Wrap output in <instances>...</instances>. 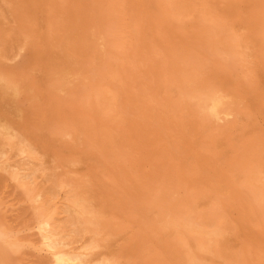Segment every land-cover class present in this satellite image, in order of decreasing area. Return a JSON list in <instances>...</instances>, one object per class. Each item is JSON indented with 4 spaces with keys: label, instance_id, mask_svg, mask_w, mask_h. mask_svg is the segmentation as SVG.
Here are the masks:
<instances>
[{
    "label": "rangeland",
    "instance_id": "374dc122",
    "mask_svg": "<svg viewBox=\"0 0 264 264\" xmlns=\"http://www.w3.org/2000/svg\"><path fill=\"white\" fill-rule=\"evenodd\" d=\"M0 1V135L32 154L0 142V264H60L38 237L44 218L93 263L264 264V0Z\"/></svg>",
    "mask_w": 264,
    "mask_h": 264
},
{
    "label": "bare ground",
    "instance_id": "6f19581e",
    "mask_svg": "<svg viewBox=\"0 0 264 264\" xmlns=\"http://www.w3.org/2000/svg\"><path fill=\"white\" fill-rule=\"evenodd\" d=\"M78 1V0H77ZM109 1V0H108ZM156 1V0H155ZM158 1V0H157ZM181 1V0H180ZM183 1V0H182ZM187 1V0H186ZM1 2V1H0ZM7 2V1H6ZM5 2V3H6ZM55 2V1H54ZM73 2V1H72ZM174 2H176V1H174ZM188 2H189V0H188ZM193 2V1H192ZM206 2H208L207 0H206ZM146 3V2H145ZM194 3V2H193ZM196 3V2H195ZM204 3V2H203ZM9 4V3H8ZM38 4H39V2H38ZM44 4V3H43ZM56 4H57V2H56ZM60 4V3H59ZM71 4V3H70ZM161 4V3H160ZM197 4V3H196ZM206 4V3H205ZM1 5H3V7H4V5L6 6V4H1ZM195 5V4H194ZM199 5V4H198ZM204 5V4H203ZM210 5V4H209ZM38 6H40V4L38 5ZM47 6V5H46ZM58 6V5H57ZM112 6V5H111ZM166 6V5H165ZM208 6V5H207ZM207 6H206V8H207ZM44 7V6H43ZM119 7V6H118ZM164 7V6H163ZM168 7V6H167ZM196 7V6H195ZM209 7V6H208ZM6 8H8V7H6ZM38 8V7H37ZM41 8V7H40ZM46 8H48V6L46 7ZM88 8H89V6H88ZM91 8V7H90ZM104 8V7H103ZM109 8V7H108ZM201 8V7H200ZM211 8V7H210ZM49 9V8H48ZM162 9V8H161ZM164 9V8H163ZM0 10H1V8H0ZM8 10H10V9H8ZM165 10V9H164ZM169 10V9H168ZM167 10V11H168ZM182 10V9H181ZM203 10V9H202ZM226 10V9H225ZM4 11H7V10H5L4 9ZM35 11V10H34ZM39 11V10H38ZM37 11V12H38ZM59 11V10H58ZM195 11V10H194ZM197 11H199V10H197ZM1 12H2V10H1ZM32 12V11H31ZM36 11H35V13H37ZM51 12V11H50ZM64 12V11H63ZM106 12V11H105ZM118 12V11H117ZM162 12H164V11H162ZM225 12V11H224ZM30 13V12H29ZM39 13V12H38ZM77 13V12H76ZM6 14H9V13H7L6 12ZM14 14V13H13ZM42 14V13H41ZM64 14V13H63ZM78 14V13H77ZM97 14V13H96ZM169 14V13H168ZM223 14V13H222ZM57 15V14H56ZM1 16V15H0ZM15 16V15H14ZM36 16V15H35ZM50 16V15H49ZM59 16V15H58ZM102 16V15H101ZM100 16V17H101ZM3 17H5L4 15H3ZM107 17V16H106ZM185 17V16H184ZM218 17V16H217ZM2 18V17H1ZM16 18V17H15ZM43 18V17H42ZM41 18V19H42ZM96 18V17H95ZM164 18V17H163ZM182 18V17H181ZM6 19V18H5ZM39 19H40V17H39ZM54 19V18H53ZM105 19V18H104ZM221 19V18H220ZM1 20V19H0ZM184 20V19H183ZM196 20V19H195ZM11 21V20H10ZM41 21H43V20H41ZM57 21V20H56ZM105 21V20H104ZM4 22V21H3ZM12 22V21H11ZM15 22V21H14ZM36 22V21H35ZM39 22V21H38ZM88 22V21H87ZM181 22V21H180ZM198 22V21H197ZM9 23V22H8ZM33 23V22H32ZM40 23V22H39ZM42 23H44V22H42ZM89 23V22H88ZM182 23V22H181ZM229 23V22H228ZM34 24V23H33ZM36 24V27H38V25H37V23H35ZM56 24H57V22H56ZM18 25V24H17ZM42 25V24H41ZM45 25V24H44ZM83 25V24H82ZM34 26V25H33ZM197 26H199L198 24H197ZM221 26V25H220ZM3 27V26H2ZM44 27V26H43ZM236 27V26H235ZM1 28V27H0ZM11 28V27H10ZM54 28V27H53ZM84 28V27H83ZM82 28V29H83ZM91 28V27H90ZM94 28V27H93ZM223 28V27H222ZM229 28V27H228ZM241 28V27H240ZM244 28V27H243ZM242 28V29H243ZM6 29V28H5ZM34 30H35V28H33ZM39 29V28H38ZM44 29V28H43ZM96 29V28H95ZM227 29V28H226ZM233 29V28H232ZM1 31H2V29H0ZM7 30V29H6ZM94 30V29H93ZM236 30V29H235ZM240 30V29H239ZM0 31V32H1ZM8 31V30H7ZM19 31V30H18ZM26 30H24L23 32H25ZM223 31H225V28H224V30ZM258 31H260V30H258ZM5 32V31H4ZM9 32V31H8ZM27 32V31H26ZM97 32V31H96ZM218 32V31H217ZM238 32V31H237ZM236 32V33H237ZM1 33H3V31L1 32ZM6 33V32H5ZM17 33V32H16ZM42 33V32H41ZM125 33V32H124ZM123 33V34H124ZM22 34V33H21ZM24 34V33H23ZM29 34V33H28ZM31 34V33H30ZM123 34H122V36H123ZM224 34V33H223ZM229 34V33H228ZM232 34V33H231ZM244 34V33H243ZM251 34V33H250ZM250 34H249V36H250ZM41 35V34H40ZM39 35V36H40ZM212 35V34H211ZM221 35V34H220ZM219 35V36H220ZM236 35V34H235ZM19 36V35H18ZM50 36V35H49ZM125 36H127L126 34H125ZM241 36V35H240ZM262 36V35H261ZM21 37V36H20ZM35 37H36V35H35ZM76 37V36H75ZM233 37V36H232ZM244 37V36H243ZM0 38H1V36H0ZM39 38H41V37H39ZM44 38V37H43ZM79 38V37H78ZM82 38H83V36H82ZM91 38V37H90ZM95 38V37H94ZM127 38V37H126ZM215 38H217V37H215ZM235 38V37H234ZM237 38V37H236ZM27 39V38H26ZM46 39V38H45ZM228 39V38H227ZM254 39V38H253ZM1 40H3V39H1ZM28 40V39H27ZM47 40V39H46ZM70 40V39H69ZM83 40V39H82ZM87 40L89 41V39L87 38ZM127 40V39H126ZM125 40V41H126ZM241 40H242V37H241ZM261 40V39H260ZM5 41H6V39H5ZM7 41H8V39H7ZM31 41V40H30ZM64 41V40H63ZM92 41V40H91ZM121 41V40H120ZM119 41V42H120ZM124 41V40H123ZM122 41V42H123ZM130 41V40H129ZM232 41V40H231ZM234 41V40H233ZM251 41V40H250ZM262 41V40H261ZM1 42V41H0ZM4 42V41H3ZM46 42V41H45ZM60 42V41H59ZM62 42V41H61ZM66 42V41H65ZM77 42V41H76ZM79 42H80V40H79ZM131 42V41H130ZM211 42V41H210ZM213 42V41H212ZM26 43V42H25ZM32 43H34V42H32ZM87 43V42H86ZM92 43V42H91ZM96 43V42H95ZM101 43V42H100ZM225 43V42H224ZM250 43V42H249ZM255 43V42H254ZM52 44V43H51ZM79 44V43H78ZM82 44V43H81ZM120 44H123V43H120ZM223 44V43H222ZM226 44V43H225ZM262 44V43H261ZM264 44V43H263ZM18 45V44H17ZM26 45V44H25ZM29 45H30V43H29ZM46 45V44H45ZM65 45V44H64ZM69 45V44H68ZM68 45H66V47H68ZM85 45V44H84ZM84 45H83V47H84ZM88 45V44H87ZM89 45H90V43H89ZM124 45V44H123ZM131 45V44H130ZM231 45H233V44H231ZM237 45V44H236ZM246 45V44H245ZM248 45V44H247ZM246 45V46H247ZM257 45V44H256ZM47 46V45H46ZM52 46V45H51ZM54 46V45H53ZM86 46V45H85ZM120 46V45H119ZM118 46V47H119ZM1 47V46H0ZM48 47V46H47ZM62 47V46H61ZM65 47V48H66ZM75 47H77V48H79V46H77V44L75 45ZM94 47V46H93ZM96 47V46H95ZM226 47V46H225ZM238 47V46H237ZM59 48V47H58ZM64 48V49H65ZM81 48H82V46H81ZM86 48V47H85ZM89 48V47H88ZM213 48V47H212ZM219 48V47H218ZM232 48V47H231ZM234 48V47H233ZM248 48V47H247ZM246 48V49H247ZM252 48V47H251ZM264 48V47H263ZM24 49H25V47H24ZM48 49V48H47ZM68 49V48H67ZM66 49V50H67ZM260 49V48H259ZM23 50V49H22ZM21 50V51H22ZM89 50V49H88ZM90 50H91V48H90ZM121 50H122V48H121ZM120 50V51H121ZM235 50V49H234ZM248 50V49H247ZM9 51V50H8ZM20 51V50H19ZM56 51V50H55ZM85 51V50H84ZM96 51V50H95ZM103 51H105V50H103ZM102 51V52H103ZM260 51V50H259ZM43 52V51H42ZM41 52V53H42ZM74 52H75V50H74ZM79 52V51H78ZM78 52H77V54H78ZM86 52V51H85ZM90 52V51H89ZM124 52V51H123ZM213 52V51H212ZM214 52H216V51H214ZM232 52V51H231ZM242 52V51H241ZM254 52V51H253ZM97 53V52H96ZM99 53V52H98ZM104 53V52H103ZM109 53V52H108ZM235 53V52H234ZM250 53V52H249ZM1 54V53H0ZM29 54H31V53H29ZM45 54V53H44ZM56 54V53H55ZM81 54H83V53H81ZM123 54V53H122ZM122 54H120V55H122ZM217 54V53H216ZM221 54V53H220ZM224 54V53H223ZM256 54H258V53H256ZM9 55H10V53H9ZM28 55V54H27ZM71 55V54H70ZM90 55V54H89ZM93 55H94V52H93ZM98 55V54H97ZM113 55V54H112ZM244 55H246V54H244ZM1 56V55H0ZM31 56V55H30ZM35 56H37L36 54H35ZM49 56V55H48ZM92 56V55H91ZM116 56V55H115ZM114 56V57H115ZM220 56V55H219ZM229 56V55H228ZM241 56V55H240ZM252 56V55H251ZM54 57V56H53ZM60 57H61V55H60ZM65 57V56H64ZM97 57V56H96ZM211 57V56H210ZM243 57V56H242ZM35 58V57H34ZM66 58H68V57H66ZM89 58V57H88ZM87 58V59H88ZM110 58H111V56L109 57V60H110ZM124 58V57H123ZM225 58V57H224ZM223 58V59H224ZM256 58V57H255ZM9 59V58H8ZM61 59V58H60ZM69 59V58H68ZM97 59V58H96ZM113 59V58H112ZM210 59H212V58H210ZM209 59V60H210ZM222 59V58H221ZM226 59V58H225ZM3 60H5V59H3ZM29 61L31 60V59H28ZM38 60H39V58H38ZM64 60H67V59H64ZM63 60V61H64ZM95 60V59H94ZM104 60V59H103ZM219 60V59H218ZM217 60V61H218ZM228 60V59H227ZM226 60V61H227ZM51 61V60H50ZM61 61H62V59H61ZM111 61V60H110ZM238 61H240V60H238ZM13 62V61H12ZM41 62V61H40ZM56 62H57V59H56ZM70 62H71V60H70ZM69 62V63H70ZM77 62V61H76ZM115 62V61H114ZM243 62V61H242ZM252 62H253V60H252ZM256 62V61H255ZM52 63V62H51ZM73 63V62H72ZM122 64H124L123 62H121ZM127 63V62H126ZM202 63V62H201ZM7 64V63H6ZM27 64H28V62H27ZM56 64V63H55ZM63 64V63H62ZM76 64V63H75ZM108 64H109V62H108ZM114 64V63H113ZM243 64V63H242ZM246 64H247V62H246ZM30 65H31V63H30ZM66 65V64H65ZM71 65V67H72V64H70ZM107 65V64H106ZM110 65V64H109ZM120 65V64H119ZM125 65V64H124ZM69 65H67V67H68ZM76 66V65H75ZM77 66H79V65H77ZM94 66V65H93ZM100 66V65H99ZM102 66V65H101ZM1 67H3V66H1ZM26 67V66H25ZM24 67V68H25ZM49 67H50V65H49ZM57 67V66H56ZM62 67V66H61ZM60 67V68H61ZM106 67V66H105ZM110 67V66H109ZM109 67H107V68H109ZM247 67V66H246ZM4 68V67H3ZM14 68V67H13ZM19 68V67H18ZM23 68V69H24ZM65 68V67H64ZM79 68V67H78ZM99 68V67H98ZM101 68V67H100ZM99 68V69H100ZM208 68V67H207ZM5 69H6V67H5ZM74 69H75V67H74ZM112 69V68H111ZM200 69V68H199ZM10 70V69H9ZM22 70V69H21ZM28 70V69H27ZM43 70V69H42ZM59 70V69H58ZM69 70V69H68ZM88 70H89V68H88ZM107 71H109L108 69H106ZM105 70V71H106ZM115 70V69H114ZM223 70V69H222ZM245 70V69H244ZM254 70V69H253ZM18 71V70H17ZM23 71V70H22ZM52 71H54L53 69H52ZM51 71V72H52ZM72 71H74V70H72ZM106 71V72H107ZM200 71V70H199ZM16 72V71H15ZM27 72V71H26ZM36 72V71H35ZM40 72H41V70H40ZM51 72H50V74H51ZM64 72H66V71H64ZM69 72V71H68ZM75 72V71H74ZM77 72V71H76ZM80 73L82 72V71H79ZM110 72H111V70H110ZM116 72V71H115ZM198 72V71H197ZM201 72V71H200ZM199 72V73H200ZM251 72H253V71H251ZM2 73V72H1ZM3 73H5L4 72V70H3ZM32 73V72H31ZM90 73V72H89ZM104 73V72H103ZM180 73V72H179ZM189 73V72H188ZM7 74V73H6ZM44 74V73H43ZM52 74H53V72H52ZM62 74V73H61ZM70 75L72 74V73H69ZM17 75V74H16ZM25 75V74H24ZM63 75V74H62ZM75 75V74H74ZM76 75H78V74H76ZM91 75V74H90ZM99 75V74H98ZM106 75V74H105ZM108 75V74H107ZM111 75V74H110ZM193 75V74H192ZM4 76V75H3ZM44 76V75H43ZM54 76H55V72H54ZM72 76H73V74H72ZM79 77H80V75H78ZM92 76V75H91ZM90 76V77H91ZM100 76H102V75H100ZM200 76H201V74H200ZM24 77V76H23ZM47 78H48V76H46ZM57 77V76H56ZM107 76H105V78H106ZM114 77V76H113ZM217 77V76H216ZM241 77V76H240ZM239 77V78H240ZM81 78V77H80ZM109 78H111V77H109ZM182 78V77H181ZM192 78V77H191ZM246 78V77H245ZM8 79V78H7ZM76 79V78H75ZM107 79V78H106ZM176 79H177V77H176ZM184 79V78H183ZM202 79V78H201ZM218 79V78H217ZM225 79V78H224ZM224 79H222V80H224ZM65 80V79H64ZM70 80H72V79H70ZM78 80V79H77ZM91 80V79H90ZM116 80V79H115ZM186 80V79H185ZM216 80V79H215ZM21 81L23 82V80L21 79ZM50 81V80H49ZM67 81H69V80H67ZM67 81H65V82H67ZM74 81V80H73ZM78 81H80V80H78ZM102 81H104V80H102ZM120 81V80H119ZM190 81V80H189ZM4 82V81H3ZM14 82V81H13ZM55 82V81H54ZM72 82V81H71ZM75 82H76V80H75ZM74 82V83H75ZM92 82L93 81H91V84H92ZM99 82V81H98ZM112 82V81H111ZM178 82V81H177ZM193 82V81H192ZM197 82V81H196ZM1 83V82H0ZM5 84H7L6 82H4ZM84 83V82H83ZM95 83V82H94ZM93 83V84H94ZM100 83V82H99ZM188 83H191V82H188ZM13 84V83H12ZM31 84V83H30ZM57 85H58V83H56ZM67 84V83H66ZM108 84V83H107ZM116 84V83H115ZM3 85V84H2ZM29 85V84H28ZM50 85V84H49ZM99 85V84H98ZM97 85V86H98ZM104 85V84H103ZM181 85V84H180ZM241 85V84H240ZM15 86H16V84H15ZM69 86H70V84H69ZM112 86V85H111ZM182 86V85H181ZM186 86V85H185ZM4 87V86H3ZM3 87H1L2 89H3ZM11 87V86H10ZM26 87V86H25ZM24 87V88H25ZM49 87H51L52 88V86H49ZM68 87V86H67ZM78 87V86H77ZM93 87V86H92ZM6 88V87H5ZM7 88H8V86H7ZM14 88V87H13ZM16 88V87H15ZM23 88V89H24ZM28 88V87H27ZM54 88V87H53ZM55 88H56V86H55ZM85 88V87H84ZM91 88V87H90ZM100 88V87H99ZM117 88H119V86L117 87ZM11 89V88H10ZM17 89V88H16ZM19 89L21 90V87H19ZM18 89V90H19ZM22 89V90H23ZM29 89H30V85H29ZM34 89V88H33ZM33 89H31V90H33ZM97 89V88H96ZM114 89H115V87H114ZM220 89V88H219ZM234 89H236V88H234ZM15 90V89H14ZM25 90V89H24ZM28 90V89H27ZM56 90H58V86H57V89ZM63 90V89H62ZM67 90V88L65 89V91ZM119 90V89H118ZM237 90V89H236ZM5 91V90H4ZM60 91V90H59ZM86 91V90H85ZM96 91V90H95ZM101 91H102V89H101ZM220 91V90H219ZM230 91V90H229ZM235 91V90H234ZM233 91V92H234ZM15 92H17V91H15ZM14 92V93H15ZM31 92H33V91H31ZM47 92V91H46ZM62 92V91H61ZM89 92V91H88ZM91 92V91H90ZM93 92V91H92ZM99 92V91H98ZM103 92V91H102ZM228 92V91H227ZM232 92V93H233ZM1 93H3V91L1 92ZM13 93V92H12ZM35 93V92H34ZM37 93V92H36ZM58 93V92H57ZM100 93V92H99ZM111 93H112V91H111ZM184 93V92H183ZM241 93V92H240ZM6 94H7V92H6ZM19 94V93H18ZM21 94V93H20ZM61 94V93H60ZM65 94V93H64ZM96 94V93H95ZM181 94V93H180ZM216 94V93H215ZM233 94H236V92L235 93H233ZM14 95V94H13ZM22 95V94H21ZM28 95V94H27ZM29 95H30V93H29ZM86 95H88V94H86ZM85 95V96H86ZM101 95V94H100ZM127 95V94H126ZM218 95V94H217ZM222 95V94H221ZM241 95V94H240ZM7 96H9V93H8V95ZM12 95H10V97H11ZM25 96V95H24ZM32 96V95H31ZM93 96H94V93H93ZM97 96H98V94H97ZM133 96V95H132ZM204 96V95H203ZM212 96V95H211ZM220 96V95H219ZM230 96V95H229ZM233 96V95H232ZM4 97V96H3ZM6 97V96H5ZM10 97H8V98H10ZM16 97V96H15ZM28 97V96H27ZM46 97V96H45ZM49 97V96H48ZM113 97V96H112ZM124 97V96H123ZM181 97V96H180ZM224 97V96H223ZM259 97V96H258ZM2 98V97H1ZM13 98V97H12ZM89 98V97H88ZM110 98V97H109ZM237 98V97H236ZM3 99V98H2ZM87 99V98H86ZM93 99V98H92ZM181 99V98H180ZM209 99V98H208ZM216 99V98H215ZM218 99V98H217ZM225 99V98H224ZM240 99V98H239ZM12 100V99H11ZM27 100V99H26ZM44 100V99H43ZM95 100V99H94ZM109 100V99H108ZM111 100V99H110ZM123 100V99H122ZM210 100V99H209ZM219 100L221 101V98H219ZM235 100V99H234ZM40 101H41V99H40ZM80 101V100H79ZM131 101V100H130ZM185 101H187V100H185ZM197 100H195V102H196ZM203 101V100H202ZM206 100H204V102H205ZM236 101H237V99H236ZM239 101V100H238ZM5 102V101H4ZM3 102V103H4ZM7 102V101H6ZM10 102V101H9ZM13 102V101H12ZM52 102V101H51ZM89 102V101H88ZM92 102V101H91ZM127 102H128V100H127ZM183 102V101H182ZM195 102H193V103H195ZM214 102V101H213ZM233 103H234V101H232ZM29 103V102H28ZM87 103V102H86ZM96 103V102H95ZM115 103V102H114ZM178 103H180V102H178ZM219 103H221V102H219ZM218 103V104H219ZM224 103V102H223ZM31 104H33V103H31ZM97 104V103H96ZM95 104V105H96ZM107 104V103H106ZM191 104V103H190ZM197 104V103H196ZM201 104V103H200ZM199 104V105H200ZM237 104V103H236ZM240 104V103H239ZM4 105V104H3ZM10 105V104H9ZM28 105V104H27ZM93 105V104H92ZM133 105V104H132ZM138 105V104H137ZM192 105V104H191ZM223 105H225V104H223ZM231 105H232V103H231ZM38 106V105H37ZM193 107H194V105H192ZM201 106H203V105H201ZM207 106H209V105H207ZM218 106V105H217ZM221 106V105H220ZM94 107V106H93ZM96 107V106H95ZM102 107V106H101ZM183 107H184V105H183ZM186 107V106H185ZM197 107V105L195 106V108ZM199 107V106H198ZM206 107V106H205ZM205 107H203V108H205ZM4 108V107H3ZM34 108V107H33ZM126 108V107H125ZM136 108V107H135ZM190 108V107H189ZM201 108V107H200ZM206 108H208V107H206ZM222 108V107H221ZM221 108H219V109H221ZM11 109V108H10ZM24 109V108H23ZM109 109V108H108ZM137 109V108H136ZM140 109V108H139ZM181 109H183V108H181ZM193 109V108H192ZM218 109V108H217ZM226 109V108H225ZM56 110V109H55ZM105 110V109H104ZM125 110V109H124ZM189 110V109H188ZM207 110V109H206ZM205 110V111H206ZM212 110H214V109H212ZM3 111H4V109H3ZM6 111V110H5ZM25 111V110H24ZM114 111V110H113ZM195 111V110H194ZM202 111H203V109H202ZM208 111V110H207ZM206 111V112H207ZM229 111V110H228ZM244 111V110H243ZM18 112V111H17ZM32 112V111H31ZM105 112V111H104ZM122 112V111H121ZM206 112H204V113H206ZM212 112V111H211ZM224 112V111H223ZM2 113V112H1ZM10 113V112H9ZM19 113V112H18ZM55 113V112H54ZM135 113V112H134ZM233 113V112H232ZM4 114H5V112H4ZM93 114V113H92ZM195 114V113H194ZM193 114V115H194ZM217 114V113H216ZM237 114V113H236ZM245 114V113H244ZM6 115H7V113H6ZM9 115V114H8ZM18 115V114H17ZM76 115V114H75ZM201 115V114H200ZM199 115V116H200ZM223 115V114H222ZM227 115V114H226ZM225 115V116H226ZM228 115H229V113H228ZM227 115V116H228ZM2 116H3V114H2ZM27 116H30L29 114L27 115ZM198 116V115H197ZM209 116V115H208ZM212 116V115H211ZM230 116V115H229ZM6 116H4V118H5ZM11 117V116H10ZM95 117H96V115H95ZM194 117V116H193ZM234 117V116H233ZM232 117V118H233ZM239 117V116H238ZM243 117V116H242ZM9 118V117H8ZM21 118H22V116H21ZM27 118V117H26ZM207 118V117H206ZM211 118V117H210ZM220 118V117H219ZM12 119V118H11ZM14 119V118H13ZM24 119H25V117H24ZM29 119V118H28ZM114 119V118H113ZM195 119V118H194ZM217 119V118H216ZM228 119H229V117H228ZM0 120H1V118H0ZM3 120V119H2ZM6 120L7 119H5V122H6ZM21 120V119H20ZM30 120H32L31 118H30ZM211 120V119H210ZM222 120H223V118H222ZM14 121H15V119H14ZM18 121V120H17ZM227 121V120H226ZM235 121V120H234ZM22 122V121H21ZM25 122V121H24ZM216 122V121H215ZM237 122V121H236ZM248 122V121H247ZM18 123H19V121H18ZM217 123V122H216ZM234 123V122H233ZM2 124V122L0 123V125ZM25 124V123H24ZM197 124V123H196ZM199 124V123H198ZM208 124V123H207ZM231 124V123H230ZM245 124V123H244ZM15 125V124H14ZM17 125V124H16ZM15 125V126H16ZM19 125V124H18ZM22 125V124H21ZM26 125V124H25ZM28 125V124H27ZM34 125V124H33ZM221 125V124H220ZM23 126V125H22ZM31 126V125H30ZM42 126V125H41ZM84 126V125H83ZM82 126V127H83ZM228 126V125H227ZM237 126V125H236ZM19 127V126H18ZM17 127V128H18ZM36 127V126H35ZM43 127V126H42ZM76 127V126H75ZM86 127V126H85ZM4 128V127H3ZM7 128V127H6ZM22 128V127H21ZM245 128V127H244ZM5 129V128H4ZM16 129V128H15ZM24 129V128H23ZM232 129H234V128H232ZM6 130V129H5ZM12 130V129H11ZM25 130V129H24ZM31 130V129H30ZM74 130V129H73ZM243 130V129H242ZM10 131V130H9ZM17 131V130H16ZM21 131V130H20ZM29 131V130H28ZM32 131V130H31ZM67 131V130H66ZM220 131V130H219ZM1 132H2V130H1ZM5 132V131H4ZM14 132V131H13ZM207 132V131H206ZM7 133V132H6ZM9 133L10 132H8L7 134H8V136H1L0 135V142H2V143H4L6 146H15V149H16V151H17V153H18V155H27V154H31L30 153V149H26L25 148V146H23V145H21L20 143H18L17 142V140H16V138L14 139V137H12V135L11 136H9ZM15 133V132H14ZM27 133V132H26ZM37 133V132H36ZM68 133V132H67ZM80 133V132H79ZM1 134V133H0ZM18 134H19V131H18ZM25 134V133H24ZM21 135V136H25V135ZM38 134H40L39 132H38ZM59 134V133H58ZM70 134V133H69ZM6 135V134H5ZM71 135H73V134H71ZM18 136V135H17ZM27 136V135H26ZM23 138V137H22ZM28 138V137H27ZM26 138V139H27ZM34 138V137H33ZM39 138V137H38ZM72 138V137H71ZM18 139V138H17ZM25 140V139H24ZM29 140V139H28ZM42 140V139H41ZM112 140V139H111ZM118 140V139H117ZM23 141V140H22ZM30 141V140H29ZM19 142H21V141H19ZM23 142H25V141H23ZM32 142V141H31ZM47 142H49V141H47ZM76 142V141H75ZM109 142V141H108ZM26 143V142H25ZM33 143V142H32ZM24 144V143H23ZM29 144V143H28ZM31 144V143H30ZM56 144V143H55ZM223 144V143H222ZM4 145V146H5ZM35 145V144H34ZM69 145V144H68ZM68 145H66V148H67V146ZM6 146H5V150L7 149L6 148ZM36 146H37V144H36ZM42 146V145H41ZM48 146V145H47ZM55 146V145H54ZM72 146V145H71ZM75 146V145H74ZM73 146V147H74ZM28 147H29V145H28ZM51 147V146H50ZM57 147V146H56ZM61 147V146H60ZM220 147V146H219ZM225 147V146H224ZM254 147V146H253ZM37 148V147H36ZM69 148V147H68ZM229 148V147H228ZM9 149V148H8ZM10 149H11V147H10ZM13 149V148H12ZM32 149H34V147L32 148ZM55 149V148H54ZM60 149V148H59ZM35 150V149H34ZM37 150V149H36ZM223 150V149H222ZM255 150V149H254ZM7 151V150H6ZM62 151H63V149H62ZM2 151H0V157H3V155H2V153H1ZM32 152V151H31ZM34 152V151H33ZM38 152H40L39 151V149H38ZM58 152V151H57ZM5 153V152H4ZM9 153H10V150H9ZM11 153H13V151L11 152ZM36 153V152H35ZM34 153V155H36ZM50 153V152H49ZM6 154V153H5ZM16 154V153H15ZM47 154V153H46ZM68 154V153H67ZM71 154V153H70ZM7 155V154H6ZM18 155L16 156V157H18ZM32 155V154H31ZM43 154H41V156H42ZM257 155V154H256ZM9 156V158H10V154L8 155ZM37 156H38V153H37ZM254 156V155H253ZM30 157V156H29ZM28 157V158H29ZM65 157V156H64ZM67 157V156H66ZM262 157V156H261ZM6 158V157H5ZM63 158V157H62ZM255 158V157H254ZM253 158V159H254ZM263 158V157H262ZM0 159H2V158H0ZM16 159V158H15ZM21 159V158H20ZM19 159V160H20ZM23 159H24V157H23ZM23 159H22V161H23ZM31 159V158H30ZM251 159V158H250ZM18 160V161H19ZM39 160V159H38ZM72 160V159H71ZM258 160V159H257ZM21 161V162H22ZM28 161H30V160H28ZM68 161V160H67ZM83 161H85V160H83ZM244 161V160H243ZM261 161V160H260ZM1 162V161H0ZM12 162V161H11ZM27 162V161H26ZM32 162V161H31ZM41 162H42V160H41ZM238 162V161H237ZM263 162V161H262ZM47 163V162H46ZM81 163V162H80ZM239 163V162H238ZM246 163V162H245ZM249 163V162H248ZM11 164V163H10ZM22 164V163H21ZM31 164V163H30ZM36 164V163H35ZM38 164H39V162H38ZM58 164V163H57ZM77 164V163H76ZM260 164V163H259ZM73 165V164H72ZM16 166H17V164H16ZM27 166V165H26ZM26 166L24 167L25 169H27L26 168ZM33 166H35V165H33ZM37 166V165H36ZM62 166V165H61ZM60 166V167H61ZM242 166V165H241ZM249 166V165H248ZM252 166V165H251ZM2 167H5V166H3L2 165ZM1 167V168H2ZM22 167V166H21ZM56 167V166H55ZM68 167V166H67ZM235 167V166H234ZM43 168V167H42ZM52 168V167H51ZM63 168V167H62ZM61 168V169H62ZM243 168V167H242ZM5 169V168H4ZM9 169V168H8ZM18 169V168H17ZM32 169V168H31ZM72 169V168H71ZM74 169V168H73ZM261 169V168H260ZM10 171L12 170L13 171V169H9ZM8 170V171H9ZM29 170V169H28ZM27 170V171H28ZM55 170V169H54ZM245 170V169H244ZM262 170V169H261ZM2 171V170H1ZM0 171V172H1ZM4 171H6V170H4ZM7 171V172H8ZM34 171V170H33ZM32 171V172H33ZM39 171V170H38ZM43 171H45V169H43ZM47 171V170H46ZM17 172H19V171H17ZM40 172V171H39ZM50 172V171H49ZM250 172V171H249ZM10 173H13V172H10ZM15 173H16V171H15ZM36 173V172H35ZM45 173V172H44ZM56 173V172H55ZM66 173V172H65ZM254 173V172H253ZM256 173V172H255ZM8 174H9V172H8ZM22 174V173H21ZM26 174V173H25ZM28 174V173H27ZM237 174V173H236ZM240 173H238V175H239ZM10 175V174H9ZM16 175V174H15ZM44 175V174H43ZM245 175H250V174H245ZM4 176V175H3ZM18 176H20V175H18ZM37 176L38 177H40V175H38L37 174ZM56 176V175H55ZM54 176V177H55ZM74 176V175H73ZM243 176V175H242ZM21 177V176H20ZM33 177V176H32ZM62 177V176H61ZM75 177V176H74ZM244 177V176H243ZM246 177V176H245ZM15 178V177H14ZM14 178H13V180H14ZM22 178V177H21ZM37 178V177H36ZM231 178V177H230ZM10 179V178H9ZM12 179V178H11ZM23 179V178H22ZM46 179V178H45ZM51 179H53V178H51ZM235 179V178H234ZM239 179V178H238ZM247 179V178H246ZM251 179V178H250ZM12 180V181H13ZM41 180V179H40ZM223 180V179H222ZM225 180V179H224ZM231 180V179H230ZM42 181V180H41ZM209 181V180H208ZM233 181V180H232ZM236 181V180H235ZM264 181V180H263ZM30 182H31V180H30ZM37 182H38V180H37ZM67 182H68V180H67ZM88 182V181H87ZM229 182V181H228ZM4 183V182H3ZM10 183V182H9ZM42 183H44V182H42ZM73 183V182H72ZM86 183V182H85ZM217 183H219V182H217ZM221 183V182H220ZM224 183H226V182H224ZM231 183V182H230ZM22 184V183H21ZM20 184V185H21ZM27 184V183H26ZM28 184H30V183H28ZM35 184H36V182H35ZM87 184V183H86ZM212 184H215L214 182L212 183ZM263 184H264V182H263ZM17 185H19V181H18V184ZM19 185V186H20ZM23 185V184H22ZM48 185V184H47ZM67 185V184H66ZM75 185V184H74ZM81 185V184H80ZM225 185V184H224ZM233 185V184H232ZM232 185H230V186H232ZM25 186V185H24ZM68 186V185H67ZM76 186H78V185H76ZM201 186V185H200ZM203 186V185H202ZM220 186V185H219ZM226 186V185H225ZM80 187H82V186H80ZM204 187V186H203ZM210 187H212V186H210ZM214 187V186H213ZM234 187V186H233ZM22 188V187H21ZM84 188H86V187H84ZM198 188V187H197ZM216 188H217V185H216ZM27 189V188H26ZM82 189V188H81ZM262 189V188H261ZM64 190V189H63ZM92 190V189H91ZM90 190V191H91ZM218 190V189H217ZM81 191V190H80ZM213 191V190H212ZM219 191V190H218ZM263 191V190H262ZM83 192V191H82ZM81 192V193H82ZM254 192V191H253ZM264 192V191H263ZM87 193V192H86ZM90 193V192H89ZM218 193V192H217ZM94 194V193H93ZM186 194V193H185ZM199 194V193H198ZM256 194H257V192H256ZM31 195V194H30ZM33 195V194H32ZM31 195V196H32ZM85 195V194H84ZM255 195V194H254ZM253 195V196H254ZM260 195V194H259ZM83 196V195H82ZM81 196V197H82ZM180 196V195H179ZM179 196H178V198H179ZM198 197H199V195H197ZM194 197V196H193ZM192 197V198H193ZM213 197V196H212ZM43 198H44V196L42 195V194H39L38 196H37V199H38V202H39V200H43ZM91 198V197H90ZM148 198V197H147ZM182 198H183V196H182ZM214 198V197H213ZM248 198H251V197H248ZM255 198V197H254ZM146 199V198H145ZM150 199V198H149ZM171 199V198H170ZM212 199V198H211ZM181 200H183V199H181L180 198V201ZM200 200V199H199ZM208 200V199H207ZM222 200V199H221ZM255 200V199H254ZM76 201V200H75ZM80 201V200H79ZM79 201H78V203H79ZM82 201V200H81ZM86 201V200H85ZM91 201V200H90ZM95 201L97 202V200L95 199ZM186 201V200H185ZM202 201H204V200H202ZM251 201H252V199H251ZM31 202V201H30ZM29 202V203H30ZM33 202V201H32ZM37 202V201H36ZM72 202V201H71ZM161 202V201H160ZM171 202V201H170ZM175 202H176V200H175ZM211 202V201H210ZM88 203V202H87ZM104 203V202H103ZM159 203V202H158ZM157 203V204H158ZM162 203V202H161ZM173 203V202H172ZM208 203V202H207ZM40 204V203H39ZM68 204H69V202H68ZM93 204V203H92ZM95 204V203H94ZM185 204V203H184ZM210 204V203H209ZM249 204V203H248ZM33 205V204H32ZM42 205H43V203H42ZM65 205V204H64ZM84 205V204H83ZM211 205V204H210ZM255 205V204H254ZM45 206V205H44ZM97 206H99V205H97ZM177 206H179V205H177ZM181 206H182V204H181ZM205 206V205H204ZM251 206V205H250ZM54 207V206H53ZM90 207V206H89ZM96 207V206H95ZM203 207V206H202ZM211 207V206H210ZM218 207V206H217ZM256 207V206H255ZM35 208V207H34ZM33 208V209H34ZM36 208H38V207H36ZM35 208V209H36ZM75 208V207H74ZM74 208H72L71 207V209H74ZM156 208V207H155ZM168 208V207H167ZM197 208H198V206H197ZM206 208V207H205ZM259 208H261V207H259ZM39 209H41V206H40V208ZM77 209H78V207H77ZM80 209V208H79ZM91 209V208H90ZM93 209L95 210V208L93 207ZM97 209V208H96ZM163 209H164V207H163ZM169 209V208H168ZM188 209V208H187ZM190 209V208H189ZM188 209V210H189ZM103 210H104V208H103ZM161 210V209H160ZM175 210H178V209H175ZM199 210V209H198ZM257 210V209H256ZM263 210V209H262ZM40 212H41V210H39ZM58 211V210H57ZM163 211V210H162ZM194 211V210H193ZM192 211V213L194 214V212ZM70 212V211H69ZM94 212V211H93ZM95 212H97L96 210H95ZM200 212V211H199ZM207 212V211H206ZM264 212V211H263ZM73 213V212H72ZM76 213V212H75ZM78 213V212H77ZM80 213H81V211H80ZM99 213V212H98ZM150 213V212H149ZM160 213V212H159ZM164 213V212H163ZM170 213V210L168 211V214ZM173 213H174V211H173ZM74 214V213H73ZM104 214H105V212H104ZM155 214V213H154ZM165 214H166V212H165ZM179 214V213H178ZM197 213H195V215H196ZM208 214H209V212H208ZM41 215V214H40ZM56 215V214H55ZM90 215V214H89ZM99 216H100V213L98 214ZM111 215V214H110ZM152 215H153V213H152ZM163 215V214H162ZM181 215V214H180ZM207 215V214H206ZM38 216V215H37ZM70 216V215H69ZM85 216H86V213H85ZM94 216V215H93ZM96 216V215H95ZM150 216V215H149ZM159 216H161L160 214H159ZM177 216V215H176ZM199 216H201L200 214H199ZM198 216V217H199ZM54 217V216H53ZM74 217V216H73ZM75 217H77L76 215H75ZM162 217V216H161ZM164 217V216H163ZM197 217V218H198ZM204 217V216H203ZM38 218V217H37ZM41 218V220H42V216L40 217ZM64 218V217H63ZM71 218H72V216H71ZM95 218V217H94ZM99 218V217H98ZM167 218V217H166ZM193 218V217H192ZM196 218V219H197ZM45 220H43L41 223H40V225L38 226L39 227V232H38V230H37V232H38V237H40V239H42V242H44V244H46V248H49V250H52L53 251V253L55 254V256H56V258L58 259V262L60 263V264H102V263H93L92 261H90L89 260V257L87 256V255H85V253L87 252H85L84 254H82V253H79V252H75L74 250L73 251H68L66 248H67V245H66V242H65V240H64V233H62V231L63 230H61V228H63V227H61L60 228V225H58V224H55V221L54 220H50V219H47V218H44ZM52 219V218H51ZM75 219H77V218H75ZM81 219H83V218H81ZM80 219V220H81ZM100 219H101V217H100ZM108 219V218H107ZM163 219V218H162ZM196 219H194V220H196ZM61 220V219H60ZM79 220V219H78ZM95 220V219H94ZM93 220V221H94ZM110 220V219H109ZM146 220V219H145ZM155 220H156V216H155ZM168 220V219H167ZM171 220V219H170ZM172 220H173V218H172ZM175 220V219H174ZM193 220V221H194ZM34 221H35V219H34ZM73 221H74V219H73ZM77 221V220H76ZM82 221V220H81ZM160 221V220H159ZM221 221V220H220ZM85 222V221H84ZM97 222V221H96ZM148 222V221H147ZM157 222H158V220H157ZM167 222V221H166ZM180 222V221H179ZM178 222V223H179ZM206 222V221H205ZM222 222V221H221ZM60 223V222H59ZM67 223V222H66ZM91 224H92V222H90ZM151 223V222H150ZM160 223V222H159ZM177 223V222H176ZM175 223V224H176ZM80 224V223H79ZM82 224V223H81ZM84 224V223H83ZM88 224V223H87ZM96 224V223H95ZM108 224V223H107ZM110 224H112V223H110ZM156 224V223H155ZM154 224V225H155ZM183 224V223H182ZM90 227H91V225L90 224H88ZM105 225V224H104ZM149 225H151V224H149ZM181 225V224H180ZM206 225V224H205ZM35 226V225H34ZM65 226V225H64ZM85 226V225H84ZM89 226H87V227H89ZM95 226V225H94ZM96 226H98V224H96ZM100 226V225H99ZM106 226V225H105ZM104 226V227H105ZM110 226V225H109ZM113 226V225H112ZM161 226V225H160ZM167 226H169V225H167ZM177 226H178V224H177ZM187 226V225H186ZM190 226V225H189ZM197 226V225H196ZM69 227V226H68ZM115 227V226H114ZM124 227V226H123ZM65 228H66V226H65ZM100 228H101V226H100ZM106 228V227H105ZM109 228V227H108ZM120 228V227H119ZM153 228H156V227H153ZM187 228H188V226H187ZM194 228V227H193ZM197 228V227H196ZM199 228V227H198ZM36 229V228H35ZM67 230L69 229V228H66ZM79 229V228H78ZM82 229V228H81ZM95 229V228H94ZM104 229V228H103ZM148 229V228H147ZM157 229V228H156ZM155 229V230H156ZM164 229V228H163ZM173 229H175V228H173ZM191 229V228H190ZM70 230H72V227H71V229ZM77 230V229H76ZM99 230H101V229H98V231ZM149 230V229H148ZM169 230V229H168ZM192 231L194 230V229H191ZM82 231V230H81ZM85 231H86V229H85ZM92 231V230H91ZM104 231V230H103ZM108 230H106V232H107ZM191 231V232H192ZM195 231H196V229H195ZM199 231V230H198ZM202 232L204 231V230H201ZM74 232V234L77 232V231H73ZM79 232V231H78ZM87 232V231H86ZM95 232V231H94ZM100 232V231H99ZM99 232H98V234H99ZM158 232V231H157ZM169 232V231H168ZM167 232V233H168ZM179 232V231H178ZM190 232V233H191ZM39 233H40V236H39ZM72 233V232H71ZM89 233V232H88ZM92 233V232H91ZM104 233H105V231H104ZM108 233V232H107ZM121 233V232H120ZM164 233H165V231H164ZM173 233V232H172ZM204 233V232H203ZM210 233V232H209ZM214 233V232H213ZM1 234V233H0ZM64 234V235H63ZM69 234V233H68ZM80 234V233H79ZM106 234V233H105ZM122 234V233H121ZM161 234V233H160ZM197 234H199V233H197ZM206 234H207V231H206ZM219 234V233H218ZM217 234V235H218ZM84 235H85V233H84ZM93 235V234H92ZM119 235V234H118ZM123 235V234H122ZM165 235V234H164ZM179 235V234H178ZM190 235V234H189ZM204 235V234H203ZM215 235V234H214ZM220 235H221V233H220ZM73 236V235H72ZM71 236V237H72ZM87 236V235H86ZM98 236V235H97ZM181 236V235H180ZM193 236V235H192ZM209 236V235H208ZM216 236V235H215ZM77 237V236H76ZM75 237V238H76ZM87 237H89V236H87ZM94 237V236H93ZM102 237H104L103 236V234H102ZM114 237V236H113ZM118 237V236H117ZM121 237V236H120ZM170 237V236H169ZM182 237V236H181ZM185 237V236H184ZM200 237V236H199ZM198 237V238H199ZM207 237V236H206ZM210 237H211V235H210ZM66 238H68V237H66ZM79 238V237H78ZM109 238V237H108ZM146 238H148V237H146ZM166 238V237H165ZM215 238V237H214ZM216 238H217V236H216ZM221 238H223V237H221ZM220 238V239H221ZM3 239V238H2ZM1 239V240H2ZM39 239V238H38ZM73 239V238H72ZM80 239V238H79ZM96 239V238H95ZM119 239V238H118ZM126 239V238H125ZM124 239V240H125ZM164 239V238H163ZM171 238H169V240H170ZM202 239V238H201ZM227 239V238H226ZM6 240V239H5ZM84 240V239H83ZM86 240V239H85ZM90 240H91V238H90ZM90 240H88L89 242H90ZM93 240H94V238H93ZM97 240V239H96ZM103 240V239H102ZM106 240V239H105ZM114 240H116V238L114 239ZM174 240H176V239H174ZM178 240H180V239H178ZM208 240V239H207ZM67 241V240H66ZM74 241V240H73ZM87 241V240H86ZM87 241V242H88ZM99 241H100V239H99ZM108 241V240H107ZM118 241V240H117ZM166 241H168V240H166ZM184 241V240H183ZM182 241V242H183ZM195 241V240H194ZM194 241H192V242H194ZM201 241V240H200ZM206 241V240H205ZM219 241V240H218ZM40 242V241H39ZM82 242V241H81ZM172 242V241H171ZM180 242V241H179ZM196 242V241H195ZM208 242V241H207ZM206 242V243H207ZM3 243V242H2ZM9 243V242H8ZM85 243V242H84ZM97 243H101V242H98L97 241ZM105 243V242H104ZM150 243V242H149ZM170 243V242H169ZM168 243V244H169ZM176 243V242H175ZM231 243V242H230ZM77 244V243H76ZM81 244V243H80ZM83 244V243H82ZM89 244V243H88ZM94 244V243H93ZM102 244H103V242H102ZM110 244V246H111V244L112 243H109ZM119 244V243H118ZM183 244V243H182ZM3 245H4V243H3ZM71 245V244H70ZM92 245V244H91ZM165 245V244H164ZM176 244H174V246H175ZM191 245V244H190ZM204 245V244H203ZM213 245H214V243H213ZM16 246V245H15ZM82 246V245H81ZM97 246H99V245H97ZM104 246V245H103ZM152 246V245H151ZM172 246V245H171ZM177 246V245H176ZM187 246V245H186ZM194 246H196V245H194ZM8 247V246H7ZM76 247V246H75ZM74 247V248H75ZM85 247V246H84ZM87 247V246H86ZM85 247V248H86ZM90 247V246H89ZM92 247H94V246H92ZM106 247H107V249H108V246L106 245ZM112 247V246H111ZM139 247V246H138ZM155 247V246H154ZM169 247V246H168ZM179 247V246H178ZM180 247H181V245H180ZM221 248H222V246H220ZM12 248H14V247H12ZM45 248V249H46ZM72 248V247H71ZM77 248H80V247H77ZM166 249H167V247H165ZM164 248V249H165ZM188 248V247H187ZM193 248V246L191 247V249ZM198 248V247H197ZM213 248V247H212ZM224 248V247H223ZM222 248V252H223V249ZM10 249V248H9ZM91 249V248H90ZM99 249V248H98ZM160 249V248H159ZM162 249V248H161ZM163 249V250H164ZM184 249V248H183ZM196 249V248H195ZM205 249H206V247H205ZM211 249V248H210ZM216 249H217V246H216ZM87 250V249H86ZM92 250V249H91ZM95 250H96V248H95ZM112 250V249H111ZM168 250V249H167ZM170 250V249H169ZM176 250V249H175ZM188 250H189V248H188ZM197 250V249H196ZM225 250H227V249H225ZM46 251V250H45ZM80 252H81V250H79ZM84 251V250H83ZM82 251V252H83ZM94 250H92V252H93ZM101 251V250H100ZM108 251V250H107ZM178 251V250H177ZM176 251V252H177ZM199 251V250H198ZM210 251V250H209ZM208 251V252H209ZM92 252H87L88 254H90V253H92ZM96 252V251H95ZM111 252V251H110ZM119 252V251H118ZM117 252V253H118ZM215 252V251H214ZM213 252V253H214ZM220 252V251H219ZM51 252H49V254H50ZM86 253V254H87ZM113 253V252H112ZM164 253V252H163ZM169 253V252H168ZM175 253V252H174ZM178 253V252H177ZM184 253H185V251H184ZM191 253V252H190ZM197 253V252H196ZM199 253H200V251H199ZM216 253V252H215ZM214 253V254H215ZM228 253V252H227ZM47 254V253H46ZM92 254H95L94 252L92 253ZM114 254V253H113ZM186 254H188V253H186ZM209 254H210V252H209ZM222 254H224V252L222 253ZM97 255H99V253L97 254ZM101 256H103L102 255V253L100 254ZM116 255V254H115ZM114 255V256H115ZM120 255V254H119ZM169 255V254H168ZM179 255H183V254H179ZM195 255V254H194ZM202 255V254H201ZM208 255V254H207ZM113 256V255H112ZM209 256V255H208ZM50 257H51V254H50ZM100 257V256H99ZM106 257H107V255H106ZM109 257H111V256H109ZM180 257V256H179ZM210 257V256H209ZM216 257V256H215ZM98 258V257H97ZM104 258H105V256H104ZM168 258H170V257H168ZM183 258V257H182ZM185 258V257H184ZM193 258V257H192ZM212 258V257H211ZM214 258V257H213ZM224 258V257H223ZM52 259V258H51ZM100 259H102L103 261H104V259L103 258H101L100 257ZM106 259V258H105ZM108 259V258H107ZM165 259H167V258H165ZM2 260V259H1ZM96 260V259H95ZM94 260V261H95ZM111 260H113L112 258H111ZM115 260V259H114ZM171 260V259H170ZM183 260V259H182ZM198 260V259H197ZM200 260V259H199ZM205 260H206V258H205ZM228 260V259H227ZM101 261V260H100ZM108 261V260H107ZM110 261V260H109ZM116 261H117V259H116ZM169 261V260H168ZM180 261V260H179ZM200 261H202V260H200ZM214 261H217V260H214ZM223 261V260H222ZM231 261V260H230ZM236 261V260H235ZM122 262H124V261H122ZM135 262V261H134ZM173 262H175V261H173ZM191 262V261H190ZM192 262H194V261H192ZM103 263H105V262H103ZM111 263H112V261H111ZM129 263V262H128ZM136 263H138L137 262V260H136ZM149 263V262H148ZM169 263V262H168ZM172 263V262H171ZM183 263V262H182ZM200 263H202V262H200ZM199 263V264H200ZM213 263V262H212ZM218 263V262H217ZM229 263V262H228ZM119 264V263H118ZM124 264V263H123ZM174 264H176V262L174 263ZM204 264H206L205 262H204ZM210 264H211V262H210ZM216 264V263H215ZM220 264V263H219ZM225 264H226V262H225ZM232 264V263H231Z\"/></svg>",
    "mask_w": 264,
    "mask_h": 264
}]
</instances>
